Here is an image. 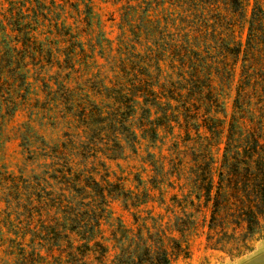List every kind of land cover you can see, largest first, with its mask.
Listing matches in <instances>:
<instances>
[{
  "label": "trees",
  "instance_id": "trees-1",
  "mask_svg": "<svg viewBox=\"0 0 264 264\" xmlns=\"http://www.w3.org/2000/svg\"><path fill=\"white\" fill-rule=\"evenodd\" d=\"M116 4L118 35L89 43L78 25L62 31L58 23L39 41L15 10H4L0 138L20 115L24 161L57 173L74 198L60 200L59 223L44 218L47 197L28 204L11 185L0 215L44 222L31 236L0 234V264H172L167 244L181 246L194 207L205 215L207 244L217 248L229 235L231 257L264 233V0ZM104 134L118 150L106 158L140 164L121 179L95 167ZM119 199L130 225L105 215Z\"/></svg>",
  "mask_w": 264,
  "mask_h": 264
},
{
  "label": "rangeland",
  "instance_id": "rangeland-1",
  "mask_svg": "<svg viewBox=\"0 0 264 264\" xmlns=\"http://www.w3.org/2000/svg\"><path fill=\"white\" fill-rule=\"evenodd\" d=\"M12 1L16 3L10 4L7 0H0V19L3 18L4 10H8L9 14L15 10L22 20L25 19L27 27L35 28L39 41L42 40L43 33L46 31H56L54 26H52V24L56 23L59 24L58 29L62 31L66 29V27H62L63 25H71L72 28L78 25V29L82 35L81 39L86 43H89V41L94 42L97 39H113L118 35L119 29L116 12L118 5L116 4V0H19V3L16 0ZM19 4L21 5L19 6ZM60 23L63 24L60 25ZM78 96L80 95L73 94L70 97L76 99ZM92 99L93 97L84 102V105L90 104ZM231 102L232 97L229 95L225 96L224 108L227 114L230 113ZM20 119L21 116L18 115L12 122L8 123L0 138L2 142L0 146V210L5 208V200H11V196L8 194L13 191H9L11 185L18 183L22 188L20 190L22 192L20 196L22 200L27 198V203L29 204L31 202L30 199L34 198L35 195H37L35 198L39 199L47 197L44 209L48 210L49 213L44 218H52V220H58L61 223L62 214L57 209L60 200H65L63 204H67L72 201L74 194L69 191H62V188L65 186L60 184L57 173L46 172L38 169L35 165L33 169L32 166H28L29 162L27 160L24 161V155L20 152L18 146L19 140L16 138L14 130L16 121L20 122ZM101 137L103 138H101L100 144L97 145L96 149L98 151L95 154L101 156L100 159L98 158L95 161V167L100 175L109 174L113 180L116 178L121 179L127 175L128 166L131 164L140 165L139 162L129 163L123 159L110 161L106 157L111 156L118 150L114 148L113 142L105 138V134L101 135ZM104 163L109 167L108 172H105V167L102 166ZM88 166L92 169L94 168V165ZM34 174L35 176L33 177ZM142 177V180L145 181V176ZM125 179L126 188L133 189L138 185V182L134 180V176L129 175ZM145 189L143 184H140L139 190L144 192ZM155 194L157 195V192ZM60 195H62V198H59ZM40 201L39 205L42 206V202L45 200ZM155 204L159 205L157 202ZM34 209L37 208L35 207ZM157 210L163 212L161 206ZM9 211L8 209L7 212ZM191 211L193 212V216H190L188 220L186 218L185 222L186 227L189 229L183 236L179 235L181 246L175 247V244H167V247L170 246L168 247V251L172 264H264V233L263 235L256 234L250 238L249 250L246 253L237 257H231L227 253L230 247L227 244L229 235L222 238L217 248L208 245L206 238L207 221L204 220L205 215L203 216L196 207L191 209ZM105 213V215L111 213L110 221L112 223H116V218H120L127 225H130L132 222L130 212L123 207L120 199L112 202ZM6 214L8 213L0 215V234L4 233L11 237L24 232L28 233L26 236H31L37 229L35 225L44 222L39 216H33L34 223L32 225L24 217L20 220H14L12 216L9 222L6 219ZM170 224H172V220ZM105 227L109 229L108 225ZM68 228L70 229L69 225ZM176 236H178V233ZM13 262L11 261L10 263L13 264Z\"/></svg>",
  "mask_w": 264,
  "mask_h": 264
}]
</instances>
